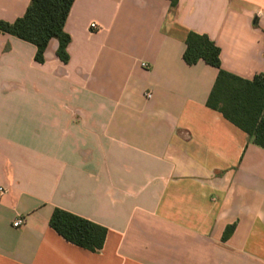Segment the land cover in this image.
<instances>
[{"label": "crops", "instance_id": "1", "mask_svg": "<svg viewBox=\"0 0 264 264\" xmlns=\"http://www.w3.org/2000/svg\"><path fill=\"white\" fill-rule=\"evenodd\" d=\"M31 1L0 0V21ZM65 32L68 64L56 39L40 64L0 33V264H264V149L208 107L219 70L184 60L193 32L222 70L263 74L264 0H76ZM55 209L105 227L103 249Z\"/></svg>", "mask_w": 264, "mask_h": 264}, {"label": "trees", "instance_id": "2", "mask_svg": "<svg viewBox=\"0 0 264 264\" xmlns=\"http://www.w3.org/2000/svg\"><path fill=\"white\" fill-rule=\"evenodd\" d=\"M76 0H32L25 15L13 23L0 21V33L14 36L37 48L35 60L43 64L51 40L59 42L57 56L65 64L70 61L71 37L65 25ZM176 7L180 0H169ZM185 62L192 66L199 61L219 70L208 107L220 112L226 120L245 132L250 142L264 149V73L247 80L221 69L220 49L206 35L189 33L186 39ZM50 226L69 243L96 253L103 249L108 230L85 218L55 209ZM236 229L227 227L224 240Z\"/></svg>", "mask_w": 264, "mask_h": 264}, {"label": "built area", "instance_id": "3", "mask_svg": "<svg viewBox=\"0 0 264 264\" xmlns=\"http://www.w3.org/2000/svg\"><path fill=\"white\" fill-rule=\"evenodd\" d=\"M91 28H92L93 31H99V30H100V26H99L97 23H93V24L91 25ZM146 97H147L148 99H150V98L152 97V93H147V94H146ZM0 193L4 194V193H5V190H4L3 188H0ZM24 224H25V220H24L23 218H17V219L15 220V222L13 223V226H14L15 228H20V227H22Z\"/></svg>", "mask_w": 264, "mask_h": 264}]
</instances>
